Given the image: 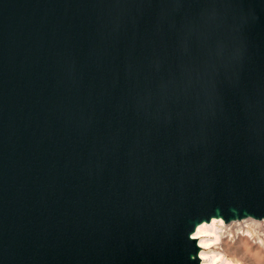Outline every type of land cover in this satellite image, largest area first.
I'll return each instance as SVG.
<instances>
[{"label":"water","instance_id":"95a60500","mask_svg":"<svg viewBox=\"0 0 264 264\" xmlns=\"http://www.w3.org/2000/svg\"><path fill=\"white\" fill-rule=\"evenodd\" d=\"M262 215L264 0H0V264H200Z\"/></svg>","mask_w":264,"mask_h":264},{"label":"rangeland","instance_id":"374dc122","mask_svg":"<svg viewBox=\"0 0 264 264\" xmlns=\"http://www.w3.org/2000/svg\"><path fill=\"white\" fill-rule=\"evenodd\" d=\"M230 234V236H229ZM264 221L247 220L223 226L211 250L230 264H264Z\"/></svg>","mask_w":264,"mask_h":264},{"label":"bare ground","instance_id":"6f19581e","mask_svg":"<svg viewBox=\"0 0 264 264\" xmlns=\"http://www.w3.org/2000/svg\"><path fill=\"white\" fill-rule=\"evenodd\" d=\"M217 220H221V219H212L210 223H202L197 227L200 229V231L199 232L195 231V233L193 234V237L197 240V243L200 246L199 258L201 259V252H203L204 256L211 257V260L213 262H218V264H230V262H227L225 259L222 258L219 252L217 253L208 247V240L210 236L214 237L218 241L221 238V230L223 229V226H227L233 223L231 222L229 224H225L223 222L222 224H218L213 222ZM247 220H253V219H246L243 221H247ZM202 242L204 245L203 247H201ZM204 264H207L206 260L204 261Z\"/></svg>","mask_w":264,"mask_h":264},{"label":"clouds","instance_id":"9594fccd","mask_svg":"<svg viewBox=\"0 0 264 264\" xmlns=\"http://www.w3.org/2000/svg\"><path fill=\"white\" fill-rule=\"evenodd\" d=\"M236 211H238V209H232V212L233 213H235ZM212 216V215H211ZM262 216H264V215H262ZM214 223H218V224H222L223 223V221L222 220H217V221H213ZM196 226V225H195ZM194 226V229H195V231L196 232H199L200 231V229L199 228H196ZM229 236H230V234H229ZM215 243H217V240L214 238V237H212V236H210L209 237V240H208V247L209 248H211L212 247V245L213 244H215ZM261 244L262 245H264V241H261ZM204 245H203V242L201 243V247H203ZM199 251V250H198ZM207 261V264H218V262H213L212 260H211V257H205L204 256V253L203 252H201V259H200V264H204V261Z\"/></svg>","mask_w":264,"mask_h":264}]
</instances>
